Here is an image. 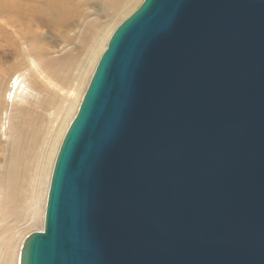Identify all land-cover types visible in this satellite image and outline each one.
I'll use <instances>...</instances> for the list:
<instances>
[{
  "label": "water",
  "instance_id": "95a60500",
  "mask_svg": "<svg viewBox=\"0 0 264 264\" xmlns=\"http://www.w3.org/2000/svg\"><path fill=\"white\" fill-rule=\"evenodd\" d=\"M19 264H264V0H143L122 21Z\"/></svg>",
  "mask_w": 264,
  "mask_h": 264
},
{
  "label": "bare ground",
  "instance_id": "6f19581e",
  "mask_svg": "<svg viewBox=\"0 0 264 264\" xmlns=\"http://www.w3.org/2000/svg\"><path fill=\"white\" fill-rule=\"evenodd\" d=\"M142 1L9 3V20L29 42L16 47L13 38V47H2L4 37H0V57L8 61L4 67L14 71L4 95L0 77V104L3 99L7 103L6 109L0 105L4 119L0 128L4 136L0 145V264H14L26 224L31 221L36 226L45 215L51 174L65 133L111 35ZM91 11L105 19L86 20L82 38L79 31L70 34ZM31 25H43L46 31H28ZM58 34L59 47L57 40L53 45L50 42ZM77 40L82 42L79 46Z\"/></svg>",
  "mask_w": 264,
  "mask_h": 264
},
{
  "label": "rangeland",
  "instance_id": "374dc122",
  "mask_svg": "<svg viewBox=\"0 0 264 264\" xmlns=\"http://www.w3.org/2000/svg\"><path fill=\"white\" fill-rule=\"evenodd\" d=\"M13 2H19L21 4H25L26 2L33 3V2H35V0H0V7H2V4H4L3 10H0V37L2 38L1 35H3V37H4L3 38L4 41L2 42L3 43L2 47H13V45L11 44L12 43L11 40L13 38L15 39V46L16 47H26L27 42H29V40L26 38L27 36H23V37L20 36L19 33L17 31H15L19 26L18 25L17 26L13 25L12 22L9 20L10 7L8 5H9V3L11 4ZM91 12H92V13H90L91 15L89 17H87L85 20H81L80 23H79V26L76 27L75 30L72 33H70V34H74V33H77L79 31V37L82 38L83 33H81V31L85 27L84 25H85V21L86 20H89V19L94 18V17H96V19H98L99 21L105 19L104 16L98 17L96 14H93L94 13L93 11H91ZM25 20H26V17L23 19V21L25 22ZM27 30L28 31L45 32L46 31V27L45 26L43 27V25H31V26H27ZM57 36H58V38L56 37V39H52L50 42L53 45L54 41L57 40L58 41L57 44H58V47H59V34ZM53 38H54V36H53ZM6 39H8V40H6ZM7 41H10L9 44H7ZM76 43H77L76 45L79 46L82 42H81V40H77ZM67 47H70V46H67ZM7 65H8V61H5L4 58L0 57V67H1L0 68V77H3L2 78L3 79L2 82H4L3 83V87H4L3 90L4 89L6 90L7 81L9 80L8 78L11 77L10 75H12L14 73L13 70L10 71V70L6 69L7 67H4V66H7ZM2 66H3V68H2ZM5 90L2 91L3 95L5 93ZM35 96L36 95L33 94L29 98L33 99ZM0 105H1V107H4V108L7 107V103H6L5 99H3V104H0ZM3 122H4V119H2L1 115H0V128L1 127L3 128ZM3 143H4L3 130L0 129V145L1 144L3 145ZM44 218H45V215L42 217L43 220L41 219V221H39V224L36 225V226H33L34 223L33 222L30 223L31 221H29L26 224V226L24 228V231H23V234L20 236L21 240L19 239V243L20 244L18 243V247L19 248L17 249L18 250V256L16 257V260H15L14 264H16V263L19 264V260H20L19 252L21 253V249H22L23 244H24L25 240L27 239V237L29 235H31L32 233H35V232L43 230V226L42 225H44V220H45Z\"/></svg>",
  "mask_w": 264,
  "mask_h": 264
}]
</instances>
